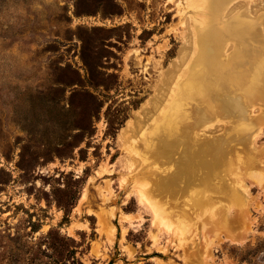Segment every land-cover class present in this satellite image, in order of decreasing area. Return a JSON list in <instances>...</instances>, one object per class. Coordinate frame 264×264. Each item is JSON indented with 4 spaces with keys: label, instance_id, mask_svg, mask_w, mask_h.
I'll return each instance as SVG.
<instances>
[{
    "label": "rangeland",
    "instance_id": "374dc122",
    "mask_svg": "<svg viewBox=\"0 0 264 264\" xmlns=\"http://www.w3.org/2000/svg\"><path fill=\"white\" fill-rule=\"evenodd\" d=\"M0 264H264V0H0Z\"/></svg>",
    "mask_w": 264,
    "mask_h": 264
},
{
    "label": "bare ground",
    "instance_id": "6f19581e",
    "mask_svg": "<svg viewBox=\"0 0 264 264\" xmlns=\"http://www.w3.org/2000/svg\"><path fill=\"white\" fill-rule=\"evenodd\" d=\"M214 27V26H213ZM210 28V34L208 35V39L207 40H209V42L211 43V46H210V48H213L214 47V49H215V47H216V40L218 39V37H219V35H217V34H220V33H216L215 31H214V28ZM231 27H233V28H229V29H227V33L229 34L230 32H238L239 34H241L243 37H244V30L245 29H243L242 27H240V28H242V29H240L239 28V26H231ZM226 30V29H225ZM207 31V30H206ZM204 32H205V29L203 30V32L201 31L200 33L201 34H203L204 35ZM222 33V32H221ZM251 33V32H250ZM197 37H198V39L199 38H202V36L200 35L199 36V32L197 33ZM220 39V38H219ZM220 40H217V42H219ZM229 43H231V42H229ZM229 43H228V45H229ZM232 46V45H231ZM230 46V47H231ZM229 47V46H228ZM228 47H227V49H228ZM229 47V48H230ZM217 49V48H216ZM239 50V49H238ZM216 51H218V49L216 50ZM236 51V50H235ZM230 52V51H229ZM225 54H227V53H225ZM218 57V56H217ZM216 65V64H215ZM223 73L224 74H227L226 72H222L221 74H218L217 76H219L218 78H219V81H218V83L220 82V80L221 79H225V80H227V78H230V76H227V75H223ZM181 75V74H180ZM221 75H223V78H221L220 79V76ZM179 77V76H178ZM178 77H177V79H178ZM181 77V76H180ZM182 77H184V76H182ZM215 77V76H214ZM175 81H177V80H175ZM176 83V82H175ZM221 84H223V83H221ZM216 85V84H215ZM229 86V85H228ZM232 86V85H231ZM213 87H216V86H213ZM213 87H211L209 90H211ZM174 88V87H173ZM229 88V87H228ZM172 90H174V89H172ZM176 90V89H175ZM216 91V90H215ZM211 92V91H210ZM237 92V91H236ZM172 94V93H171ZM170 94V95H171ZM174 96V95H173ZM206 97H209V98H211V100H213L212 101V103H211V105L210 106H208V108L207 109H199V111H200V114H199V116H200V121H203V120H205V118L206 117H208V116H210L212 113H214V112H217V111H220L221 113H228L229 112V110H233L234 108H238V105L236 104V106L235 107H232L230 104H226V102H225V99H224V97L223 96H221V95H217V94H210L209 93V91L206 93V95H205ZM236 98V97H235ZM155 120H156V118H155ZM216 120H219V121H221V120H223V119H221L220 120V117L219 118H217ZM166 123L167 122H165L164 123V126H163V128L165 129V126H166ZM213 123L211 122V123H209V126H204V129L202 130V133L204 132L205 133V131H207L208 129L207 128H209L210 126H213L212 125ZM250 124V123H249ZM216 126H217V124H216ZM215 126V127H216ZM146 129V128H145ZM147 130V129H146ZM145 130V131H146ZM143 131V130H142ZM141 135H142V137L143 138H145V132H141ZM136 143V142H135ZM188 168H191L190 167V165L188 166ZM180 170V172H184L185 170H187V168H184V167H182V168H180L179 169ZM149 182V181H148ZM140 200H141V202L142 201H145L146 202V200H145V197H144V195H140ZM158 213V212H157ZM234 224H237V223H234ZM230 226V225H229ZM232 226H234V225H232ZM231 227V226H230ZM235 227V226H234ZM124 235V234H123Z\"/></svg>",
    "mask_w": 264,
    "mask_h": 264
}]
</instances>
